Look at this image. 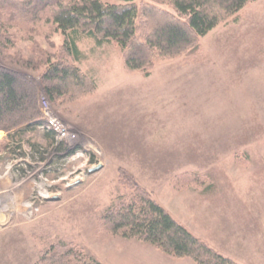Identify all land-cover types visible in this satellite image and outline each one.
<instances>
[{
    "label": "rangeland",
    "instance_id": "374dc122",
    "mask_svg": "<svg viewBox=\"0 0 264 264\" xmlns=\"http://www.w3.org/2000/svg\"><path fill=\"white\" fill-rule=\"evenodd\" d=\"M236 18L146 77L114 42L84 37L76 66L93 90L51 101L41 73L60 37L0 14V67L25 77L40 113L20 137L0 130V264H57L61 244L69 264H196L101 229L130 192L122 171L221 255L264 264V0Z\"/></svg>",
    "mask_w": 264,
    "mask_h": 264
},
{
    "label": "trees",
    "instance_id": "16d2710c",
    "mask_svg": "<svg viewBox=\"0 0 264 264\" xmlns=\"http://www.w3.org/2000/svg\"><path fill=\"white\" fill-rule=\"evenodd\" d=\"M253 1L0 0V14L22 26H47L60 37L58 52L45 53L41 73L47 97L56 101L68 93L83 96L93 90L89 76L76 66L83 58L78 46L82 38H92L97 44L114 42L124 64L146 77L156 62L196 54L202 36L219 24L237 20L240 11ZM24 78L0 67V130L16 137L40 125L34 88L28 94L19 86ZM120 182L130 192L98 219L104 232L149 243L173 258H189L196 264H238L179 224L128 172L122 171ZM72 249V244L55 245L53 259L57 264H69ZM91 262L101 264L94 259Z\"/></svg>",
    "mask_w": 264,
    "mask_h": 264
},
{
    "label": "built area",
    "instance_id": "2783aa9c",
    "mask_svg": "<svg viewBox=\"0 0 264 264\" xmlns=\"http://www.w3.org/2000/svg\"><path fill=\"white\" fill-rule=\"evenodd\" d=\"M49 124V127L52 128L55 132L61 134L62 136L65 135L62 126L56 120L49 121Z\"/></svg>",
    "mask_w": 264,
    "mask_h": 264
},
{
    "label": "water",
    "instance_id": "95a60500",
    "mask_svg": "<svg viewBox=\"0 0 264 264\" xmlns=\"http://www.w3.org/2000/svg\"><path fill=\"white\" fill-rule=\"evenodd\" d=\"M99 168H100V165L96 166L95 168H92L91 170H92V171H95V170H97V169H99Z\"/></svg>",
    "mask_w": 264,
    "mask_h": 264
},
{
    "label": "bare ground",
    "instance_id": "6f19581e",
    "mask_svg": "<svg viewBox=\"0 0 264 264\" xmlns=\"http://www.w3.org/2000/svg\"><path fill=\"white\" fill-rule=\"evenodd\" d=\"M27 207H29V206H27ZM0 218L2 219V216L0 215Z\"/></svg>",
    "mask_w": 264,
    "mask_h": 264
}]
</instances>
